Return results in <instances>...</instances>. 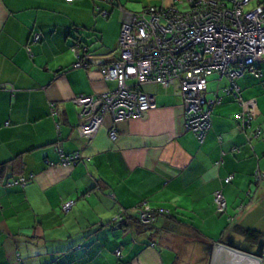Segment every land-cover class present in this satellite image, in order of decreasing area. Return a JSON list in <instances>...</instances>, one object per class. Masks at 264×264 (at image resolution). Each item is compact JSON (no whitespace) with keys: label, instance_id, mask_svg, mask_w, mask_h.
Here are the masks:
<instances>
[{"label":"crops","instance_id":"obj_1","mask_svg":"<svg viewBox=\"0 0 264 264\" xmlns=\"http://www.w3.org/2000/svg\"><path fill=\"white\" fill-rule=\"evenodd\" d=\"M119 5L140 12L176 3L0 0V264H210V243L245 240L249 229L264 238V57L260 76L234 79L240 99L225 93L227 77L207 78L204 96L218 101L202 141L185 129L174 88L155 83L145 85L171 90L158 97L141 86L155 109L119 121L106 115L93 138L78 136L73 98L116 88L100 68L119 57ZM260 5L250 0L246 10ZM76 46L86 67H72ZM248 99L257 113L242 128L236 114ZM57 145L82 159L61 165ZM218 190L225 212L213 202ZM144 206L164 211L153 226L166 230L136 229Z\"/></svg>","mask_w":264,"mask_h":264},{"label":"built area","instance_id":"obj_2","mask_svg":"<svg viewBox=\"0 0 264 264\" xmlns=\"http://www.w3.org/2000/svg\"><path fill=\"white\" fill-rule=\"evenodd\" d=\"M174 1L183 9L174 5L132 12L119 5V57L100 68L103 80L115 81L116 88L73 98L81 120L76 130L79 137L93 138L106 115L119 121L142 117L155 109L154 96L141 90V86L155 83L174 88L182 99L185 129L202 141L211 126L212 106L218 101L204 96L207 78L214 72L227 77L230 84L224 88L225 93L240 99L234 79L244 71L260 76L257 64L264 57L263 5L246 10L250 0H230L229 5L220 0ZM38 37L34 35L33 41ZM84 50L73 47V68L87 66ZM256 113L255 100H243L236 118L245 128ZM108 132L109 137H116L114 128ZM259 133V129L253 131L254 136ZM56 147L61 165H74L82 159L79 151L66 155L60 145ZM261 177L257 173V179ZM232 178L229 175L224 181L229 183ZM19 182L26 180L21 178ZM213 202L219 212H225L227 205L221 190L214 193ZM72 205L73 201H65L61 209L66 213ZM163 213L144 206L137 209L136 215L149 223Z\"/></svg>","mask_w":264,"mask_h":264},{"label":"water","instance_id":"obj_3","mask_svg":"<svg viewBox=\"0 0 264 264\" xmlns=\"http://www.w3.org/2000/svg\"><path fill=\"white\" fill-rule=\"evenodd\" d=\"M206 249L211 253L210 264H262L264 238L236 240L228 235L217 244L206 245Z\"/></svg>","mask_w":264,"mask_h":264},{"label":"trees","instance_id":"obj_4","mask_svg":"<svg viewBox=\"0 0 264 264\" xmlns=\"http://www.w3.org/2000/svg\"><path fill=\"white\" fill-rule=\"evenodd\" d=\"M205 93V92H204ZM164 215V214H163ZM167 216H169V215H167ZM158 217V216H157ZM156 217V218H157ZM171 216H169L168 218H170ZM156 218L153 220V221H151V222H149V223H145V222H142L140 219H139V217L137 216V215H135V217H134V224H135V226H136V229L138 230V231H145V230H149V229H151V230H154V232H153V234H157L158 232L157 231H159L160 229H162V228H164V227H161V228H157V227H155V226H153L154 225V221L156 220ZM119 225H121V224H123L124 223V221L123 220H120L119 222ZM165 230H166V228H164ZM246 238H247V240H253V241H256V240H258L259 238H262L261 237V233H259V232H257V231H255V230H253V229H249V230H247L246 231Z\"/></svg>","mask_w":264,"mask_h":264},{"label":"rangeland","instance_id":"obj_5","mask_svg":"<svg viewBox=\"0 0 264 264\" xmlns=\"http://www.w3.org/2000/svg\"><path fill=\"white\" fill-rule=\"evenodd\" d=\"M179 9H183L182 5H178ZM142 89L144 91H152L153 93H156L158 95V97H166L168 94L170 95L171 90L165 91L163 87H158L156 85H143Z\"/></svg>","mask_w":264,"mask_h":264}]
</instances>
